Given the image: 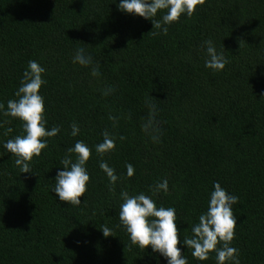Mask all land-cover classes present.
<instances>
[{
  "label": "trees",
  "instance_id": "obj_1",
  "mask_svg": "<svg viewBox=\"0 0 264 264\" xmlns=\"http://www.w3.org/2000/svg\"><path fill=\"white\" fill-rule=\"evenodd\" d=\"M119 3L0 0V264H168L150 246L131 245L119 219L123 191L175 208L182 256L188 264H217L215 252L200 261L183 242L216 182L239 198L230 246L240 264H264V0H205L192 17L182 13L167 25V35L150 34L152 21L122 12ZM208 39L228 60L222 71L205 66ZM80 48L91 66L73 63ZM30 60L45 69L39 93L45 127L60 131L45 138L32 172L22 173L4 148L25 134L22 121L3 112L17 99ZM96 65L100 75L93 77ZM150 106L159 128L155 142L142 128ZM105 130L116 146L101 156L95 146ZM77 141L91 150L90 180L73 206L59 200L54 186L64 170L60 161ZM101 161L115 170V185ZM164 179L168 192L154 193ZM105 225L114 236L104 237Z\"/></svg>",
  "mask_w": 264,
  "mask_h": 264
},
{
  "label": "clouds",
  "instance_id": "obj_2",
  "mask_svg": "<svg viewBox=\"0 0 264 264\" xmlns=\"http://www.w3.org/2000/svg\"><path fill=\"white\" fill-rule=\"evenodd\" d=\"M205 3V0H120L118 5L122 12L135 14L145 19H150L154 25L152 35H159L160 32L167 35L168 27L178 22L182 13L190 18L195 13L197 6ZM166 10L161 20L154 19L158 12ZM206 46L207 59L205 66L213 71H222L228 63L223 52H217L213 41H204ZM73 63L89 67L92 65L91 56L85 55L83 48L76 51ZM45 69L35 60L28 62V67L23 73L21 85L15 93L17 99H10L7 102L5 116L18 118L22 121L24 135L9 139L4 148L13 154L15 165L22 173H31L30 162L33 157H39L42 150L48 145L45 138L55 137L60 131L59 127L47 130L44 118V98L39 94L41 86L46 83L42 79ZM91 75H100L99 65L91 68ZM111 89L107 90L108 94ZM151 111L142 125L146 134H149L153 141L159 137L158 123L155 120V107L150 106ZM5 108L0 104V110ZM109 119L115 121V117ZM71 135L77 136L80 128L76 123L71 125ZM12 129L8 128L7 132ZM121 140L125 139L123 136ZM115 137L107 130L103 133V142L95 146L96 153L103 156L115 149ZM73 155L75 161H73ZM91 156V150L83 141H77L73 147L67 149V153L60 161L63 166L55 177L54 192L59 200L73 206L81 204V197L86 193L87 183L90 176L86 171V163ZM100 168L106 173L111 185H115L119 177L115 170L106 162L101 161ZM127 176L134 175V168L131 164L126 165ZM168 181L164 179L153 187V192H168ZM114 191V187H110ZM123 203L120 205L119 219L130 236L131 245L140 249H147L149 246L154 252L164 256L168 264H188L187 259L182 256L179 229L176 223V210L172 207H157L156 203L149 196L140 193L130 196L127 191L121 192ZM239 198L230 195L221 187L220 183H214V191L210 193V199L206 212L199 216V222L191 228V237H184V244L192 250V256L200 261L209 258L211 252L216 253L217 264H240L238 249L230 246L235 237L237 218L234 216L233 205L237 204ZM104 237L114 236L109 227L102 226L100 229ZM222 245L221 247H217Z\"/></svg>",
  "mask_w": 264,
  "mask_h": 264
}]
</instances>
